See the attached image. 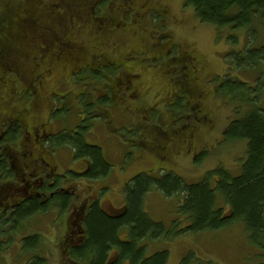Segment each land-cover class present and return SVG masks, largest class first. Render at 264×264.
Returning <instances> with one entry per match:
<instances>
[{
    "label": "rangeland",
    "instance_id": "rangeland-1",
    "mask_svg": "<svg viewBox=\"0 0 264 264\" xmlns=\"http://www.w3.org/2000/svg\"><path fill=\"white\" fill-rule=\"evenodd\" d=\"M57 1L59 0L52 2ZM108 2L110 23L116 25V28L111 25L105 32L103 25H97L92 17L67 19L69 10L61 12L67 20L60 19L53 24L55 35L70 40L72 44H69L68 49L70 52L75 51L74 56L80 55V62L83 61L80 64L81 70L87 68L86 70L67 75L64 72L66 70H61L59 66L57 74L54 73L50 80L46 77L40 90L37 84L33 89L29 88L28 84L37 71L36 64L28 67L33 59L30 54L33 55L39 45L34 44L36 42L30 41L33 45L24 42L19 44V48L21 51L23 48L28 50V57H25L27 60L23 61L27 65L26 70L17 73L20 77L18 79L10 77V80H20L24 84L20 82V88L14 97L10 83L6 88L3 84L0 91L2 106L6 103L4 107L7 110L13 107L14 98H22L24 101L17 102L21 101L26 109H33L35 112L41 106L48 109L47 106L51 105L54 116L44 121L45 129L52 126L54 131L62 130L59 133L66 131L59 138L68 140L69 135L66 134L80 125L78 130L82 128L88 142L102 146L105 157L111 163L108 176L100 182L84 180V184L80 180L71 190L74 193L73 200H79V196L85 197L86 193L96 195L102 189V200L106 207L121 206L125 202L126 183L142 173L149 177V174L157 175L159 168L172 170L187 183L201 182L209 171L217 167H224L232 176L241 175L248 153L247 140L225 138V131L231 121L236 115H240L237 107L241 103L231 102L229 98L217 94L218 90L215 88L221 87L223 78L228 74L232 79L245 80L251 84L258 96V103L264 105V90L261 88V84H264V67L255 66L253 71L248 70L250 67L241 71L236 69L239 54L249 45L248 40L252 43L255 37L249 39L246 29L237 30L239 43L234 45L229 38L228 28L219 36L214 26L198 19L194 8L187 5L186 0ZM61 8L60 6L56 12ZM256 27L259 28L257 21ZM37 29L38 32L42 31L41 26ZM43 37H48L51 42L54 38L42 31L34 39L38 41ZM257 39L258 43L251 46L264 43V33L261 32ZM101 47L102 50H99ZM52 51L63 52L58 48ZM91 52H95L93 56ZM101 53L109 54L112 59L107 63L105 59L96 57ZM88 56L91 60H88ZM178 59L183 64L178 63ZM36 62L39 67L45 65L40 58ZM129 69L133 74H143L138 76L140 80L135 79L133 83L137 85L141 81L139 94L131 96L129 91L130 95L116 106L110 100V94H107L111 89L108 85ZM95 77L98 80L94 83L92 81ZM84 82L87 84L84 85ZM229 86L240 88L237 87L238 84L227 83V87ZM83 88L87 90L84 91ZM27 91L29 92L22 96ZM101 92L106 94L103 101L98 99ZM39 93L45 104L41 102L37 106ZM193 100L203 103V114L206 116L195 114L198 107L194 108ZM98 104L103 110L109 109L110 117L101 113ZM83 108L91 110L92 115L84 117ZM243 109L242 113L246 111L245 107ZM3 113L1 111L0 116ZM50 114L49 112L48 115ZM144 122L149 127L160 126L166 131L165 138H161L159 143L151 138L153 135L141 136L140 133L152 130L143 128L141 123ZM194 125H199L194 138L196 145L200 147L198 150L196 146L190 150L183 135V132L189 133ZM24 129L21 126V134ZM157 131L161 130L158 128ZM10 135L13 133L10 132ZM143 141L155 151L144 148L141 145ZM52 149L55 150L49 152L50 160L55 158L54 164H58L60 170L58 174L69 168L78 171L85 166L79 159L74 160V153L69 146H52ZM194 155H198L196 161H193ZM92 186L93 189L88 188ZM183 198V194L167 196L155 187L145 195V211L155 222L163 223L166 228L162 237L145 239L141 243L145 246L148 257L168 251L167 264H255L260 259L257 255L260 249L246 237L247 230L242 221L223 229L202 233L189 230L192 221L185 218L178 209ZM225 208L228 209L227 206ZM51 210L53 211L45 216L39 214L31 219L30 229L25 227L14 232L7 229L2 231L0 228V242L4 244L0 264H66L63 263L66 260L63 258L60 239L67 222L57 215L56 208ZM22 233L40 234L41 244L24 253L22 241L17 237ZM84 261L81 264H89V260Z\"/></svg>",
    "mask_w": 264,
    "mask_h": 264
},
{
    "label": "trees",
    "instance_id": "trees-1",
    "mask_svg": "<svg viewBox=\"0 0 264 264\" xmlns=\"http://www.w3.org/2000/svg\"><path fill=\"white\" fill-rule=\"evenodd\" d=\"M52 1L0 0V91L3 84L5 87L7 83L11 85L16 81L10 80L11 76L18 79L20 77L17 73L26 70L27 65L23 61L27 60L25 57H28L26 55L28 50L23 48L21 51L19 48L21 43L36 42L34 44L39 45L38 50H35L33 55L30 54L33 59L28 67L34 65L38 58L45 62L44 69L35 66L39 72L36 71L33 79L30 80L29 88L33 89V86L38 84V80L40 84L43 82L45 84L46 77L50 80L54 73L56 75V69H59V66L61 70H66V66H74L78 63V61L74 63L72 59L75 58L69 54V44H72L70 40L61 35L56 36L54 33L53 24L60 19L78 20L92 17L97 25H103L105 32L114 25L110 23L108 0ZM186 2L194 8L196 16L202 23L216 28L219 36L224 29L228 28L229 38L234 45L239 43L237 30L246 29L249 39L252 36L255 37L252 43L248 40L249 45H246L244 51L239 54L240 60L236 62V69L239 68L238 70L241 71L250 67L248 70L253 71L256 69L255 66L264 67V43L251 46L258 43L257 37L261 32L264 33V0H186ZM60 3L65 6L63 7ZM60 6L62 11H70L67 19L63 17L65 14L56 12ZM256 21L259 28L256 27ZM38 26L42 27L43 33L47 36L54 37L52 42L48 37L38 41L34 39L35 36L42 34V31L38 32ZM114 26V28L117 27ZM57 48L63 52L52 51ZM99 50H102V47ZM95 52L90 54L93 56ZM60 55H67L70 58L62 59ZM98 56H102L99 59L103 58L107 61L112 59L105 53L96 55ZM78 57L80 58V55ZM88 60H91V57L88 56ZM80 61L79 64L83 62ZM178 63L183 64V61L178 59ZM70 68L68 67L67 70L70 71ZM44 72L48 73V76L43 74ZM243 81L232 79L227 74L222 80L221 87L215 88L216 91L218 90L217 94L229 98L231 102L241 103L237 107L239 117L236 115L225 131L227 140H247L248 153L241 175L232 176L224 167H217L209 171L201 182L187 183L182 176L165 168H159L157 175L149 174L150 177L142 173L126 183L125 211L119 217H115L108 214L102 206L104 195L102 189L96 195L86 193L81 200L80 198L73 200L74 193L71 190L80 180H83L84 184H86L84 180L102 181L108 176L111 163L99 144L87 141L82 128L77 132L67 133L68 140L59 138L61 133L66 132L63 131L51 135L48 141L54 148L58 145L69 146L74 153V160L79 159L85 163V166L79 171L67 169L58 174L57 172H60L58 169L50 174L42 167L44 160L39 159L41 162L33 165V171L37 174L28 175L25 179V173L22 177L16 176L7 161L4 171L8 174V178L6 180L0 178V212L6 211L0 218L1 230L18 232L21 228L30 229L31 219L39 214L45 216L53 211L51 209L56 208L57 213L67 222L60 242L63 258L66 260V262L62 260L63 263L81 264L82 261L89 260V264H125V262L127 264H167L168 251L158 252L148 257L145 246L141 244L145 239L162 237L166 230L163 223L155 222L149 216L143 205L145 195L151 192L152 187H155L167 196L184 195L178 209L185 218L192 221L188 229L194 233L219 230L242 221L247 230L246 237H249L250 241L260 249L257 254L260 259L255 264H264V105L258 103V96L254 93L251 84ZM16 82L11 85L13 97L16 94L13 89L16 88L18 91L20 82L23 83L20 80ZM227 83L238 84L237 87L240 88L227 87ZM261 88L264 90V84H261ZM28 92H24L22 96ZM2 100L3 98H0V106ZM192 105L194 108H201L203 114L202 102L193 100ZM18 106L21 107L20 110L25 109L22 102ZM243 107L246 110L244 114ZM8 115L9 113H3L2 118L6 119ZM203 116L206 114L204 113ZM143 126L147 130H152L144 131L141 136L153 135L151 138L159 143L161 138L166 136V131L158 125L149 127L144 123ZM197 127L192 126L189 133L183 132L190 150L194 146L197 150L200 149L194 139ZM158 128L161 131H157ZM20 134L21 127L18 126L16 134L8 139L10 146L15 149L19 147ZM145 143L146 141L141 143L144 148L155 151L147 143L145 146ZM37 149L40 150L41 147ZM43 157H46V153ZM197 157L198 155H194L193 161H196ZM7 158L8 156L5 161ZM88 188L93 189L94 186ZM225 206L228 207L227 210ZM7 211L10 212L9 215ZM123 232L125 233L122 234ZM20 235L23 236L20 237ZM18 236L25 252L36 249L41 244L40 234L22 233ZM3 247L4 244L1 241L0 254L3 252Z\"/></svg>",
    "mask_w": 264,
    "mask_h": 264
},
{
    "label": "flooded vegetation",
    "instance_id": "flooded-vegetation-1",
    "mask_svg": "<svg viewBox=\"0 0 264 264\" xmlns=\"http://www.w3.org/2000/svg\"><path fill=\"white\" fill-rule=\"evenodd\" d=\"M69 52H70V50H69ZM69 54L75 58V59L71 58L72 61L74 63H76L78 61V63L74 66L73 65L68 66V67H71L70 71L67 70L68 67L66 66V71H68L66 73H68V74L69 73H78L79 71L81 73L87 69V68H85V69L81 70L82 66L80 64H82V63L79 64L80 58L77 56H74V53L70 52ZM67 55H62V56L60 55V56L63 59V58L69 57ZM100 57H102V56H100ZM76 58L78 60H76ZM34 64H36V66L38 68H40L36 61ZM41 69H44V68L42 67ZM37 72H39V71H37ZM46 72H44L43 74H46ZM140 75H143V74H140V73L139 74H133L132 70L129 69L128 71H125L122 75L120 74L119 76H117L115 78V80L112 83H110V85H108L109 87H111V89H109V93H107L108 95L110 94V97H111L110 100L113 103L118 105V104H120V101L123 98H125L127 95H130V92H131V96H137L139 94V85H140L141 81L137 85L133 84V83H134L135 79H139L138 76H140ZM46 76H48V73L46 74ZM97 80L98 79L95 77V80L93 79L92 82L95 83ZM15 83H17V82L15 81L12 84H15ZM42 84H37V88L38 89L41 88ZM83 84L86 85L87 82H84ZM8 85L9 84L7 83L4 88H6ZM83 90L86 91L87 88H83ZM13 92L16 93L17 89L14 88ZM101 94L102 95H98L99 96L98 99L100 101H103V98L106 94L104 95L102 92H101ZM37 95H38L37 106H39V105H41V102L44 103V101H43V98L40 97V93ZM20 102L21 101L17 102V99H15L13 107L9 110H7L6 107H4L6 105V103L4 104V106H2V105L0 106V112L3 111L4 113H9V115L7 116L6 119H4V118H2V116H0V178L2 180H6L8 178V174L4 171L5 167L7 166V163H6L7 161L9 162L8 165H10L12 170L15 171L16 176L22 177V174L25 173L24 174L25 179L28 177V175L34 176L37 174L35 171H33V165L35 163L41 162L39 159L44 160V162L42 163V167L45 169V171L47 173H50V174H51V172L55 173V170H57V168H58V164L57 165L54 164L55 158H53V160L52 159L50 160L51 156H50L49 152L50 151L52 152V150L54 151L55 149H52V145H51L50 141H48L50 139V136L54 135L56 132L51 129L52 126L48 129H45V124H44V121L48 120L51 116L52 117L54 116L52 106L47 104L48 109H46V108L43 109L41 106V108H39V109L37 108V110L35 112L33 109H26V108L20 110L19 108H21V107L18 106V104ZM98 105H100V104H98ZM17 106H18V108H17ZM198 106H200V104ZM98 109L101 110V113H103V115H108V117H110L111 113H109L108 108H105V110H103L102 106L100 105V108H98ZM49 112L51 113L50 115H48ZM91 113H92L91 110H87L84 108L82 110V115L84 117L85 116L90 117V115H92ZM195 114L197 116L203 115L202 109L199 108ZM48 122L50 123L51 121H48ZM18 126H20V127L23 126L25 129L23 130V133L20 136V138L22 137V141H20V140L18 141L19 147L17 149H15V147L10 146V141L8 142V139L16 134ZM75 131L77 132V129H75L74 132ZM10 132L13 133L12 136L10 135ZM23 134H25L24 137L22 136ZM39 147H41L40 150L37 149ZM43 152L46 153V157H43V155H44ZM7 156H8V158L5 161V158ZM48 176H50V175H48ZM81 197L82 196H80V200H81ZM107 209H105V210L108 214L113 215V214H115V212H117L114 208H112V209L107 208ZM5 212L6 211L0 212V218L2 217V215L5 214ZM9 214H10V212H8V215Z\"/></svg>",
    "mask_w": 264,
    "mask_h": 264
}]
</instances>
